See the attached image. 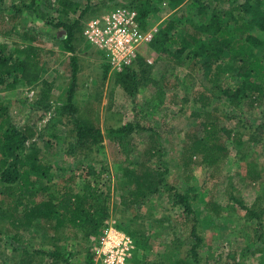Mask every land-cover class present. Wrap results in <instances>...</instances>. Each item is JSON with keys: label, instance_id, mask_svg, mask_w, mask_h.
<instances>
[{"label": "rangeland", "instance_id": "rangeland-1", "mask_svg": "<svg viewBox=\"0 0 264 264\" xmlns=\"http://www.w3.org/2000/svg\"><path fill=\"white\" fill-rule=\"evenodd\" d=\"M58 1L0 0V51L9 63L22 62L23 67L16 73L13 86L0 89V104L7 108L4 125L16 130L30 127L36 132L20 155L31 154L33 148L41 151L42 162L51 166L42 184L51 191L67 187L74 193L91 195L94 190L97 203L107 204L111 217L101 228L102 234L89 237L82 232L74 235L68 227L56 233L54 225L45 219H35L28 228L18 231L10 227V220L0 219V264H53V258L40 252L57 250L70 255L69 264H101L97 262V251L108 224L125 233L120 224L129 220L143 233L142 242L149 245L142 249L143 244L137 246L131 237V264H258L264 253V217L260 226L240 204L261 215L264 183L242 181L246 169L240 161L252 157L259 167H264V101L252 108L244 106L240 112L223 94L234 86L231 74L225 71L216 78L215 68L206 67L190 73L185 64L151 45L144 46L139 59L122 72L108 67L101 54L86 43L81 31L76 32L72 54L62 43L65 31L55 24L80 20L85 25L133 0H78L77 13L71 12L68 17ZM188 2L177 8L181 11L175 20L193 15L195 8ZM152 6L158 12L151 16L150 26L162 27L173 6L178 5L175 0H152ZM229 6L227 2L225 9ZM180 36L179 33L176 38ZM258 37L263 39L264 34ZM74 56L79 65L74 103L101 128V148L79 147L71 151L76 142L74 121L63 106ZM228 60L226 52L225 65ZM126 84L135 90L132 94L125 89ZM203 97L211 101L207 108L201 105ZM208 112L219 116L224 130L217 141L227 150L215 178L214 167L204 163L200 155H194L188 167L183 164L193 137L205 136L201 122ZM127 124L133 126V131L124 147L110 130ZM151 148H157L152 156ZM142 159L153 166L166 165L161 170H169L167 182L190 197L201 239L197 255L191 254L195 245L191 222L182 205H175L173 194L163 186V192L140 211L121 204L125 193L119 188L123 185V167L135 166ZM68 179L72 181L67 183ZM210 202L219 206V214L212 213Z\"/></svg>", "mask_w": 264, "mask_h": 264}, {"label": "trees", "instance_id": "trees-1", "mask_svg": "<svg viewBox=\"0 0 264 264\" xmlns=\"http://www.w3.org/2000/svg\"><path fill=\"white\" fill-rule=\"evenodd\" d=\"M175 1L178 6H173L172 13L169 14L166 24L160 27L151 47L160 48L164 53L172 55L180 63L185 64L190 73H196L203 67L215 68V76L219 78L227 71L233 76L234 86L227 88L223 94L231 106L240 112L244 106L252 108L264 101V38L258 37L264 34V0H246L243 3L239 0H189V6L195 8V12L193 15L183 16V18L179 16L176 20L174 18L181 11L177 8L186 0ZM227 2L231 3V6L225 9ZM58 3L65 17H68L71 12L77 13L76 10L79 8L78 0H59ZM128 7L138 12L141 29L148 31L151 27V16L154 12H158L152 6V0H133ZM55 27L65 31L62 43L73 54L75 47L72 44L76 38V32L83 33L84 25L78 20L59 22L55 24ZM179 33L181 36L176 38ZM166 44L167 46H165ZM171 45L174 47H168ZM226 52L229 53V60L225 65L224 55ZM71 61V83L67 102L63 106V111L74 121L72 122L74 123L72 132L76 136V142L71 151L79 147L101 148L104 143L101 128L93 118H90L74 103L79 65L75 56L71 58ZM20 70H23L22 62L11 64L0 51V89L13 86V82H16L18 78L16 73ZM12 76H14L13 81H11ZM129 87V84H126L125 89L132 94L135 90H131ZM200 102L202 107L207 108L211 101L209 98L203 97L200 98ZM6 109V105L0 104V219L10 220V227L17 231L28 228L35 219H45L54 225L56 233L68 227L74 235H77L78 232H82L86 237L92 234L97 236L102 234L101 228L106 227L105 222L111 217L107 204L97 203L94 190L91 191V195L81 192L74 193L67 187L51 191L49 187L42 184V178L49 175L51 166L42 162L41 151L33 148L31 154L23 157L20 155L23 154L28 141L34 139L36 132L30 127L25 130L6 128L4 125L7 117ZM205 117V120L201 122L205 136L202 138L193 137L195 140L186 149L185 153L188 156L184 157L183 164L188 167L194 155H200L204 163L214 167L212 178H215L218 167L227 157L226 148L220 141H217L218 134L224 128L217 114L208 112ZM132 131L133 126L127 124L118 129H111L110 134L125 147L124 141ZM237 135L240 133H236L238 139ZM237 139L236 141H239ZM155 149L157 148L150 149V156L153 155L152 151ZM240 162H244L246 169L242 181L250 184L264 183V167H259L256 159L251 157L250 160L241 159ZM165 166L161 163L158 166H153L143 159L138 161L135 166H129V164L124 166L121 181L123 185L119 186L120 189L125 190L121 204L132 211L135 209L140 211L151 198L163 192V186L166 191L173 194L175 205H182L187 221L191 222L190 234L195 239V245L191 249L193 257L197 255L201 239L197 232L198 222L194 216L192 202L188 195L179 192L167 182L169 170H161ZM92 174L95 173L92 172ZM52 179L53 177L50 175L49 181ZM70 181L72 180H66L67 183ZM209 204L212 213H220L219 206L213 202ZM240 206L253 219H257L261 226L264 208L259 215L243 204ZM120 229L132 237L137 246L141 247L143 244L142 249L149 247L146 241L142 242L141 235L143 233H139V230L134 227L133 221L129 220L120 224ZM9 232L10 230H8ZM28 254L30 253L28 252ZM40 254L46 255L47 258H53L54 263L62 261L69 264L70 262V255L64 254L61 250L40 252ZM258 264H264V253Z\"/></svg>", "mask_w": 264, "mask_h": 264}, {"label": "built area", "instance_id": "built-area-1", "mask_svg": "<svg viewBox=\"0 0 264 264\" xmlns=\"http://www.w3.org/2000/svg\"><path fill=\"white\" fill-rule=\"evenodd\" d=\"M159 29L160 26H153L143 31L138 12L131 7L121 6L90 19L83 34L87 42L106 53L113 71L122 72L137 61L140 50L154 41ZM133 249L132 238L108 224L97 251V262L131 264Z\"/></svg>", "mask_w": 264, "mask_h": 264}, {"label": "crops", "instance_id": "crops-1", "mask_svg": "<svg viewBox=\"0 0 264 264\" xmlns=\"http://www.w3.org/2000/svg\"><path fill=\"white\" fill-rule=\"evenodd\" d=\"M121 6H125V7H128L129 6V4H126V5H119V6H117V7H121ZM114 10V9H113ZM112 11V10H111ZM110 11V12H111ZM108 13V12H107ZM105 14V13H104ZM102 15V14H101ZM100 16V15H99ZM86 25V24H85ZM85 25H84V28H85ZM151 28V27H150ZM83 31H84V29H83ZM144 31V30H143ZM84 35V34H83ZM84 39H85V37H84ZM85 41H86V43L89 45V46H91L94 50H97L100 54H101V56L103 57V59H104V61L106 62V64H107V66L108 67H110V65H109V63L107 62V56H106V53L104 52V51H102L101 49H98L97 47H95V46H93V45H91L89 42H87V40L85 39ZM151 44H149V45H147L148 47L150 46ZM142 50V49H141ZM141 50H140V52H141ZM140 52H139V55H140ZM139 59V58H138ZM111 68V67H110Z\"/></svg>", "mask_w": 264, "mask_h": 264}]
</instances>
